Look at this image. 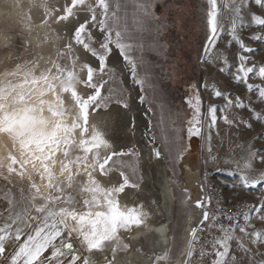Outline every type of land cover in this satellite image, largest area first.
Listing matches in <instances>:
<instances>
[{"label": "rangeland", "instance_id": "obj_1", "mask_svg": "<svg viewBox=\"0 0 264 264\" xmlns=\"http://www.w3.org/2000/svg\"><path fill=\"white\" fill-rule=\"evenodd\" d=\"M104 3L106 9L100 0H83L75 6L72 0H0V89L19 84L31 86L33 78L45 75L56 86L54 91L49 90L56 96H69L80 114V118L75 112L70 114L73 127L64 134L69 143L54 156L51 181L48 173L44 175L36 169L37 159L27 157L31 148L24 151L15 138H11L9 154L0 150V229H9L0 233L9 237L0 264L13 258L8 252L13 243L36 231L49 210L58 213L61 208L74 211L77 219L60 215L49 218V224L55 221L61 235L34 264H72L74 254L79 256L75 264H84L85 259L89 264H184L192 229L201 219L202 180L206 175L221 185L225 201H246L252 210L246 226L221 237L220 253L224 255H218L214 264H264V183L245 186L241 180L242 176L247 177L251 183L264 174V161L260 159L264 156V98L260 96L264 90V77L260 74L264 68V25L259 24V19L264 18V6L255 0H215V5L210 0ZM68 8L70 15L65 11ZM213 11L217 32L215 41L209 44L212 33L208 20ZM60 16L66 19L61 20ZM85 21L84 42L104 55L103 70L96 56L73 38L74 29ZM106 36L108 52L100 47ZM113 51L123 70L111 62ZM89 66L94 70L95 88L87 85ZM248 68L253 71L242 70ZM57 76L59 79L54 80ZM40 83L47 85L43 80ZM170 83L172 104L167 107ZM130 88L137 91V102L145 110L147 135L162 157L169 184L171 226L159 254V250L132 248L128 244L127 240L134 238V223L117 225L100 249L89 250L84 239L92 231L87 221L97 219L96 213L110 215L107 199L118 205L124 193L142 183L137 152H107L111 141L105 137V122L102 120L99 126L92 122L93 117L97 119L99 113L112 106L128 109ZM96 89H100L101 96L89 109L85 122L78 98H86ZM8 92L11 107L19 102V97ZM3 94L0 92V96ZM190 127H199L200 134L189 135ZM91 133L104 136L107 142L103 145L107 147H100V139L90 138ZM64 147L69 151L67 159ZM85 147L91 150L85 152ZM95 150V161L89 167L93 171L97 167L99 176L109 186L91 191L84 175L78 174L72 175L69 187V177L65 179V172L60 171L63 161L81 168ZM21 162H26L23 168ZM101 164H105L103 173ZM122 185L123 191H115ZM196 201L200 202L199 207H195ZM45 204V212L37 211ZM80 216L85 217L83 225ZM100 219L97 228L103 230V217ZM60 220L64 223L60 224ZM17 228L21 230L20 240L15 239ZM69 242L73 244L72 251L65 249L63 256L53 259V252Z\"/></svg>", "mask_w": 264, "mask_h": 264}, {"label": "bare ground", "instance_id": "obj_2", "mask_svg": "<svg viewBox=\"0 0 264 264\" xmlns=\"http://www.w3.org/2000/svg\"><path fill=\"white\" fill-rule=\"evenodd\" d=\"M88 56L92 63L96 65L94 58L90 55ZM111 62L115 63L120 70L124 69L116 51H113L112 53ZM20 85L21 84L10 86L7 90H11L13 95L17 97L23 93L25 94V98L29 101L27 100L24 103L18 102L10 107L8 105L12 98L7 96L6 100H0V103L5 104L4 111L11 113L21 111L27 107L39 108L42 103L43 111H37L34 115L38 118H43L47 122L45 125L46 131L50 132L55 130V126L59 124L61 128L59 135L65 134L63 129H68L69 131L71 127H73L70 119L71 113H77L78 118H80L77 106L69 98V96H56L49 90L47 85L42 83L24 86L23 88H20ZM40 90H43L44 95L41 96L39 94ZM130 91L131 105L128 109L112 106L107 112L99 113L100 116L98 115L97 119L93 117L92 122L95 126H99L100 122L104 120L105 129L107 130V135H105V137H107L106 140L111 141L107 152L108 150L116 151L120 149H131L139 155L142 183L138 188L130 189L124 193L121 196L120 203L117 207L119 211L124 213L131 211L132 214L136 215L140 221V224L133 225L132 233L134 238L127 240L128 244H130L132 248L138 246L149 251L152 249L159 250L160 247L164 245L167 239V233L169 232L171 226L169 205L167 204L166 191L160 180L159 170L157 169L158 163L155 150L146 134V121L144 118L145 110L137 102V91L133 88H130ZM5 95L8 94L4 93L3 96ZM49 108H52L55 112L59 113V115H54L53 111H49ZM4 111L0 112V116L4 114ZM92 133L89 135L90 138L97 137L100 139V142L98 141L99 146H106L103 145L104 142H107L104 141V136L93 135ZM11 138H15L20 143L19 138L13 134L0 132L1 151L4 150L8 154L10 153ZM34 151V147L31 148L27 157L36 161V159L30 155V153ZM97 151L98 150H95L93 153H89V156L86 157V164L81 168H78L77 166L70 167L68 161H63V165H68V171H65L64 178L66 179L69 177V172L74 176H78V174H80L84 175V182L91 189L107 188L109 183L106 182L105 178H101L99 176L98 168L95 167L93 171V169L89 167V163L95 161V154ZM36 155L38 156L39 153L36 152ZM104 155L105 154H103V156ZM34 164L36 169H38L41 173L44 175L47 174L43 171L44 165L39 160H37ZM48 166L52 169V162H49ZM89 174H91V180H89ZM116 179L117 181H120V178L117 176ZM123 236L124 238L126 237L125 235Z\"/></svg>", "mask_w": 264, "mask_h": 264}, {"label": "snow or ice", "instance_id": "obj_3", "mask_svg": "<svg viewBox=\"0 0 264 264\" xmlns=\"http://www.w3.org/2000/svg\"><path fill=\"white\" fill-rule=\"evenodd\" d=\"M83 0H72V5L75 6L77 3H82ZM210 3L215 5V0H210ZM255 3L257 5L264 6V0H255ZM101 7H104L106 9V5L104 3V0H100ZM66 14L71 13V8H68L65 10ZM93 20H95V16L92 17ZM59 19L63 20L66 19V16H60ZM209 26H210V32L212 33L208 43L211 44L215 41V33L217 32V26H216V13L213 11L209 14V20H208ZM86 24L87 21L81 23L78 27H76L73 31V38L77 43L83 44L84 48L96 56V58L100 62V68L103 70L105 65V57L104 55L97 53L95 49L91 48L87 43L84 42L83 33H85L86 30ZM259 24L264 25V18L259 19ZM101 30H103V21H101ZM259 39V37H256ZM105 43L101 44L100 47L104 49L105 52L109 51L108 48V37H105ZM242 48L247 49L246 46L241 43L240 45ZM110 54V53H109ZM123 58V57H121ZM241 62H243L244 57H240ZM60 71V69H57ZM245 72H252L253 69H242ZM93 68L89 66L88 68V81L87 85L89 87L95 88L96 86L92 83V74H93ZM134 71V70H133ZM260 74L262 77H264V68L260 69ZM53 79H59V77H53ZM43 80L47 87L51 90H55V84L48 82V77L45 75H41L39 79L33 78L31 80V84L36 85L39 84L40 81ZM25 83H28L26 80ZM20 88H23L24 85H20ZM249 90H251V85L247 86ZM14 91V89H13ZM67 91V89H65ZM0 92L7 93L10 95L7 89H0ZM39 94L42 96L44 95L43 90L39 91ZM75 96V93H73ZM220 93H217V96H219ZM101 96L100 89H96V91L88 95L86 98H78V103L81 109V112L83 113L85 122L87 121L88 112L89 109L95 105L98 101V98ZM260 96L264 98V90L260 91ZM0 99H7V95L0 96ZM19 102L24 103L25 102V94L19 95ZM242 106V105H238ZM5 110V104L0 103V111ZM198 110V109H197ZM37 111L42 112L43 111V104L41 103L40 107H27L24 108L21 111H15V112H7L4 111V114L0 116V132H6L11 133L14 136L18 137L20 140L21 148L24 150H27L29 148L35 149L34 152L30 153L32 157L39 160L43 165L44 169L43 171L48 173V179L49 181L52 180V172L51 168L48 166L49 162L54 163V156L56 152L60 151L62 146H67L69 143L68 136L67 135H59L61 128L60 125L57 124L55 126V130L53 131H46L45 125L46 121L43 118H38L34 113ZM49 111H53L54 115H59V113L55 112L52 108H49ZM213 114V122H215V109L211 110ZM195 123H199V121H195ZM250 126V125H249ZM65 133H67L68 129H63ZM189 135H199L200 134V128L199 127H190L188 129ZM95 139V138H94ZM91 149L88 147L84 148L85 152L90 151ZM36 152L39 153V155H36ZM118 153H113L112 155H117ZM63 155L67 159L69 156V151L67 147H64ZM109 158L105 159V164L107 163ZM260 159L264 161V156H261ZM30 162V161H27ZM77 163L79 162V158H77ZM13 163H16L15 159L13 158ZM24 163L21 162V168H23ZM105 164H101L100 168L103 173ZM9 171H13V169H9ZM61 173L68 171V165L64 164L61 168ZM22 174V173H21ZM71 179L72 174L69 172V187L71 186ZM89 180H91V174H89ZM242 182L245 186H254L256 183H264V174H261L258 180H253L251 183L248 181L247 177H241ZM123 185L120 188L115 189V191H123ZM91 191H98L99 189H89ZM37 193H39V189L36 190ZM109 196L111 193L108 194ZM69 202H71V198L69 197ZM88 203L87 201L85 202ZM107 204L109 207L110 215L105 216L103 213H96L97 219L87 221L92 228V231L90 234H85L84 239L87 242L89 250L93 249H100L103 241L110 239L111 235L115 233L117 225H124L127 226L130 223L139 224L140 221L136 215H133L131 211L124 213L118 210L117 205L111 200L107 199ZM200 202H195V207H199ZM264 207V206H262ZM47 208V204H45L42 207L37 208V211L43 213L45 212V209ZM56 215L60 216H70L73 220L77 219V214L74 211H69L67 208H61L58 213H55L51 210L47 212V215L44 216L42 220V225L40 227H37L35 231V236L29 235L27 238V241L24 242L20 247L19 250L15 253V255L12 258V264H18V261L20 257H24V264H34V262L37 260V258L50 246L53 244V240L61 235V232L57 229V224L55 221H53L51 224H49V218L54 217ZM101 217H103V230H99L97 228L98 224H101ZM38 219V218H36ZM80 224L83 225L85 223V217L80 216L79 217ZM60 224H63L64 221L60 220ZM9 231L7 227L0 229V233H5ZM241 232H244V229H240ZM259 234H257L258 236ZM21 236V230L17 228L15 233V239L20 240ZM9 237L3 234H0V255H3L6 249L5 241ZM242 246V245H241ZM67 250L68 252H71L73 249L72 243H67L64 245L63 249H59L53 252L52 258L58 259L59 257L63 256L65 254L64 250ZM219 255H224L223 252L219 253ZM79 259L78 255H73V261L72 264H75V261ZM84 264H89V261L85 259Z\"/></svg>", "mask_w": 264, "mask_h": 264}, {"label": "built area", "instance_id": "obj_4", "mask_svg": "<svg viewBox=\"0 0 264 264\" xmlns=\"http://www.w3.org/2000/svg\"><path fill=\"white\" fill-rule=\"evenodd\" d=\"M204 205L186 246L184 264H214L221 251V237L244 227L252 210L246 201H225L221 185L206 175Z\"/></svg>", "mask_w": 264, "mask_h": 264}, {"label": "water", "instance_id": "obj_5", "mask_svg": "<svg viewBox=\"0 0 264 264\" xmlns=\"http://www.w3.org/2000/svg\"><path fill=\"white\" fill-rule=\"evenodd\" d=\"M146 134H147V121H146ZM147 137H148V135H147ZM148 139H149V137H148ZM149 141L151 142V144L153 145L154 150H155V154H156V157H157L156 159H157V163H158V168L157 169L159 170L160 180H161V182H162V184H163V186L165 188V191H166L167 204L169 205V211H170V191H169V184H168V180H167V177H166V174H165L162 157L157 152V146L150 139H149ZM204 198H205V193H204V187H203V183H202L201 200L204 201ZM202 208H203V206L200 207L201 216H202ZM198 221L196 222V224L198 223ZM195 225H194V227H195ZM194 227H193V229H194ZM193 229H192V231H193ZM162 249H163V245L160 247L159 251L156 252V253L157 254L161 253Z\"/></svg>", "mask_w": 264, "mask_h": 264}, {"label": "crops", "instance_id": "obj_6", "mask_svg": "<svg viewBox=\"0 0 264 264\" xmlns=\"http://www.w3.org/2000/svg\"><path fill=\"white\" fill-rule=\"evenodd\" d=\"M30 235H32V236H35V231H33V233L32 234H30ZM28 236L29 235H25V236H23V237H21V241H19V242H16V243H13L12 244V246L11 247H9L8 248V252H11V256H14L15 255V253L19 250V247L24 243V242H26L27 241V238H28ZM8 240V239H7ZM6 240V241H7ZM18 244V245H17ZM7 252V253H8ZM4 254L5 253H3V255H0V259L4 256ZM39 257H41V256H39ZM39 257L37 258V260L39 259ZM24 257H20V259H19V263L18 264H24ZM36 260V261H37ZM35 261V262H36ZM6 262V264H12V259L11 260H9V261H5ZM34 262V263H35ZM5 264V263H4Z\"/></svg>", "mask_w": 264, "mask_h": 264}, {"label": "flooded vegetation", "instance_id": "obj_7", "mask_svg": "<svg viewBox=\"0 0 264 264\" xmlns=\"http://www.w3.org/2000/svg\"><path fill=\"white\" fill-rule=\"evenodd\" d=\"M171 84L172 83H170V85L168 86V88H169L168 91H170V93L168 92V95H166V97L168 98L167 100L169 101V102L168 101L165 102V106H167V107H169L172 104V100L171 99H172L173 93L171 92V90H172ZM178 93H179L180 97L182 96V99H183L184 95L182 94V92L180 91ZM182 99H181V101H184Z\"/></svg>", "mask_w": 264, "mask_h": 264}]
</instances>
